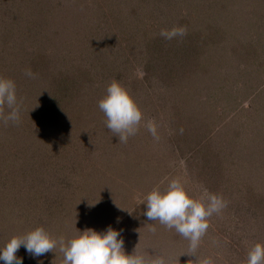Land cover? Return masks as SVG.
<instances>
[{"label": "rangeland", "instance_id": "obj_1", "mask_svg": "<svg viewBox=\"0 0 264 264\" xmlns=\"http://www.w3.org/2000/svg\"><path fill=\"white\" fill-rule=\"evenodd\" d=\"M174 26L186 34L159 35ZM0 77L19 105L0 118V249L37 227L67 242L109 225L167 264H246L264 243V0H0ZM113 80L143 112L126 143L98 107ZM177 178L226 204L196 256L140 203ZM17 257L63 261L59 246Z\"/></svg>", "mask_w": 264, "mask_h": 264}, {"label": "clouds", "instance_id": "obj_2", "mask_svg": "<svg viewBox=\"0 0 264 264\" xmlns=\"http://www.w3.org/2000/svg\"><path fill=\"white\" fill-rule=\"evenodd\" d=\"M185 34V28L175 26L170 30L162 29L159 33L167 40ZM27 74L32 75L30 70ZM5 105L10 110L6 115L3 112ZM98 107L106 116L107 128L118 136L119 142L126 143L139 130L143 112L119 81L113 80L108 85L106 95L99 101ZM0 118L5 125L19 120L16 84L5 77H0ZM145 127L154 139H159L154 120L147 121ZM181 165L183 166V161ZM140 203L146 205L144 216L148 220L158 221L166 228L174 229L189 241L186 253L190 256H196L200 241L209 229V218L226 206L221 196L209 193L207 189H203L199 197L192 195L178 178L170 180L163 191L154 188ZM94 205L95 203H90L89 206ZM124 243L121 231L111 225L103 232L94 228L85 229L67 242L64 237L53 238L43 227H37L26 235L13 236L0 249V262L22 264V258L17 257L21 246L33 257L55 252L59 246V251L63 254L62 264H167L163 256L146 258L138 251V244L129 254ZM201 264H212V261L204 259ZM246 264H264V243L257 242L250 247Z\"/></svg>", "mask_w": 264, "mask_h": 264}, {"label": "trees", "instance_id": "obj_3", "mask_svg": "<svg viewBox=\"0 0 264 264\" xmlns=\"http://www.w3.org/2000/svg\"><path fill=\"white\" fill-rule=\"evenodd\" d=\"M253 199H254V198H253ZM253 199H252V198H250V199H249V200L251 201V204H253V203H254Z\"/></svg>", "mask_w": 264, "mask_h": 264}]
</instances>
